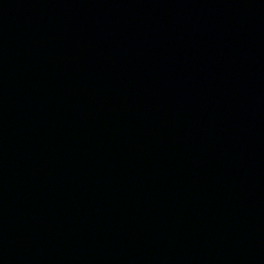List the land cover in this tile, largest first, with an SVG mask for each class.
Returning <instances> with one entry per match:
<instances>
[{"label": "water", "instance_id": "obj_1", "mask_svg": "<svg viewBox=\"0 0 264 264\" xmlns=\"http://www.w3.org/2000/svg\"><path fill=\"white\" fill-rule=\"evenodd\" d=\"M0 264H264V0H0Z\"/></svg>", "mask_w": 264, "mask_h": 264}]
</instances>
